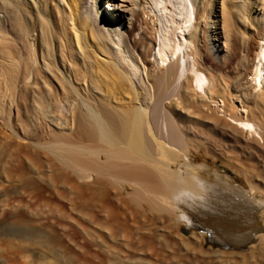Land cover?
<instances>
[{"label":"bare ground","instance_id":"bare-ground-1","mask_svg":"<svg viewBox=\"0 0 264 264\" xmlns=\"http://www.w3.org/2000/svg\"><path fill=\"white\" fill-rule=\"evenodd\" d=\"M236 24L258 34L248 82L263 103L264 0H0V238L31 242L42 264H106L116 252L105 240L127 241L129 198L224 249L263 243L254 177L245 175L248 197L175 167L211 135L226 137L233 154L235 126L250 148L262 139L255 106L235 95V70L204 64L211 55L235 68ZM79 242L89 251L70 247Z\"/></svg>","mask_w":264,"mask_h":264},{"label":"rangeland","instance_id":"rangeland-1","mask_svg":"<svg viewBox=\"0 0 264 264\" xmlns=\"http://www.w3.org/2000/svg\"><path fill=\"white\" fill-rule=\"evenodd\" d=\"M235 28H236L235 33H238L237 34L238 37L235 38V68L233 65L234 63L228 65V67L215 63L211 55L207 56L206 63L204 64H206V67H208L211 71L213 72L222 71L230 77L234 76V70H235V95L242 97L247 109L250 108L251 110L253 106H255L253 109L255 111L253 112L254 115L251 112L253 117L251 116V114L249 115V117L251 116L250 120H252L253 123L257 125L255 126L257 133L258 130L260 134L263 133L262 134L263 136L261 135L262 142L260 140L258 142H254L253 143L254 147L250 148V145H245L244 143L247 141L246 136L243 133L244 130L240 129L239 131L238 126H235L236 144L234 147L235 152H233V154L230 153L233 150L232 145L230 144V141L226 139V137H223V135H219L217 136L218 137L217 138L216 136L211 135L212 137L208 140L209 143L207 144L208 146L210 145L209 147L206 148V146H203L199 148L192 145L188 146L187 148H185L183 154L176 162L175 167L179 170H182L184 175L186 173H192V174L194 173V175H197L201 179L203 178L209 182H217L218 185H220L221 187L232 185V187L237 188V190L243 191L244 193L248 192L247 196L250 197L249 194L252 195V188L249 182L247 181L246 179L247 177L245 175H247L248 177L250 176L249 178L251 179L254 177L256 184H258V186L262 190H264V144H263L264 131H262L264 130V124L262 125L261 119H259L262 118V116L264 117V106H263L264 101L263 103L260 102L262 95H256L252 93L251 87L248 82L252 71L253 59L258 50L259 38L257 32H254V30H252L250 26L249 28L246 29L236 24ZM240 89L242 90L240 91ZM242 92L244 93V96L247 95L248 96L244 97L241 94ZM260 106L262 109L260 108ZM255 109H257V111ZM255 119L258 122H256ZM263 119L264 118H262V121ZM258 124L260 125L258 126ZM224 132L230 133L228 131L227 132L223 131V134ZM208 136L209 135H203L204 138ZM221 136L223 137V139H226L227 142L229 141L228 142L229 144L228 143L226 144L225 142L226 140L223 141ZM251 139L253 140L252 136L250 137V140ZM206 149L208 152L205 151ZM226 158L234 160L236 171L231 166L227 165V160L229 159ZM249 170L251 173H249ZM256 174L260 175V177ZM101 195L102 196L104 195L103 191L99 190L95 194V197L100 198L102 197ZM125 199H127L128 201L127 200L125 201L124 203L125 205H123L124 208H121V212L122 214L124 212L123 216L125 217L124 218L125 221H127L126 227L129 230L127 232V241L126 243L122 242V244L120 242V244L117 245L115 241H112L110 239H106V240L104 239L106 241V244L110 246V248H108L109 251L113 250L117 253V254L114 253V256H111L110 259L107 256L106 264H116V262L117 264H122V263L123 264H152V263L153 264H264V242L263 243L260 242L261 244L257 243L258 244L257 248H254L252 246L253 244L256 243L251 244L249 250L247 251L224 249L216 245H212L207 241L209 237L212 239V235L209 232L191 229L188 223H184V222L182 223L178 221L176 217H171V219H169L170 216H167L165 214L161 215V213H155V214L153 213L154 214L153 215L150 214L148 211L145 212L146 211L145 209L140 208L143 210L142 211L138 209V207L135 206L130 201L129 198H125ZM126 214L128 216H126ZM200 233L203 234L204 236L203 239H199L196 237ZM16 238L20 240L23 239L22 236ZM0 241H1L0 264H42V261L39 258H37L36 256H32L31 253H28L30 252L29 247H32L31 242L26 243L23 241L26 244L24 243L21 244V242L19 241H17V243H8L4 238H0ZM81 243L83 246H81ZM42 244L44 243L42 242L40 245L42 246ZM126 244L129 246H127ZM19 245L22 247H20ZM79 245L80 248L84 247L87 249V251H89L90 249L89 246L87 247V244L83 242L72 243L70 247L71 248L73 247V249L78 250L79 248L77 247ZM114 245L117 246L118 248L120 247V249H118L117 247H114L113 249L112 246ZM23 247H25L24 248L25 250L23 249ZM142 247L145 249H143ZM251 247H253L252 249L253 251L250 249ZM115 248H117L120 251H118ZM131 248L134 249L132 250ZM120 252L122 253L120 254ZM83 253L85 255L88 254L87 252L84 251ZM101 255L103 256V254ZM63 258L61 261L56 260V263L57 262H58L57 264H101L102 263L101 262L102 258H92V257H77V258L72 257L71 259L68 257L67 258L63 257ZM49 259L51 260V258H47V261H49ZM97 259H99V261H97Z\"/></svg>","mask_w":264,"mask_h":264},{"label":"water","instance_id":"water-1","mask_svg":"<svg viewBox=\"0 0 264 264\" xmlns=\"http://www.w3.org/2000/svg\"><path fill=\"white\" fill-rule=\"evenodd\" d=\"M207 241H208L209 243H211L212 245H216V246H218V247L224 248V246H223L222 244L217 243V242H214V240H212L210 237H209V239H207Z\"/></svg>","mask_w":264,"mask_h":264}]
</instances>
